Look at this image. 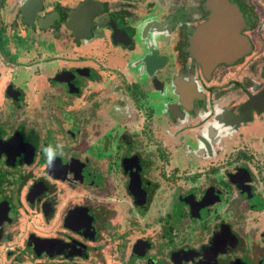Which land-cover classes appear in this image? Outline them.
Segmentation results:
<instances>
[{"label":"flooded vegetation","instance_id":"flooded-vegetation-1","mask_svg":"<svg viewBox=\"0 0 264 264\" xmlns=\"http://www.w3.org/2000/svg\"><path fill=\"white\" fill-rule=\"evenodd\" d=\"M0 13V264H264V0Z\"/></svg>","mask_w":264,"mask_h":264},{"label":"rangeland","instance_id":"rangeland-1","mask_svg":"<svg viewBox=\"0 0 264 264\" xmlns=\"http://www.w3.org/2000/svg\"><path fill=\"white\" fill-rule=\"evenodd\" d=\"M1 16H2V14L0 13V18H1ZM62 43V42H61ZM7 66H8V71H9V69L11 68V66H12V64H7ZM4 67V73H5V71H6V65H4L3 66ZM16 69H17V67H15ZM19 68V67H18ZM6 74V73H5ZM261 130V131H260ZM257 131H259V135H262L263 133L262 132H264V131H262V129H261V127L259 128V129H255V132H257ZM180 155H181V152H177V153H174L173 154V159H174V161H177V162H179L180 161Z\"/></svg>","mask_w":264,"mask_h":264}]
</instances>
